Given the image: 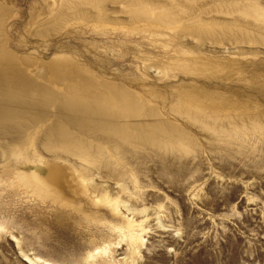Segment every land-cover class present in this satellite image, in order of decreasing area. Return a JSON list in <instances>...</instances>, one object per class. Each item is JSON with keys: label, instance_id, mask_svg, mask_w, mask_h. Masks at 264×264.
I'll return each mask as SVG.
<instances>
[{"label": "bare ground", "instance_id": "bare-ground-1", "mask_svg": "<svg viewBox=\"0 0 264 264\" xmlns=\"http://www.w3.org/2000/svg\"><path fill=\"white\" fill-rule=\"evenodd\" d=\"M62 3L60 28L162 27L185 43L173 50L181 68L166 86L175 98H166L165 86L106 77L66 53L43 64L48 82L40 65L31 68L8 49L9 13L0 0L1 166L26 161L31 150L69 163L112 217L102 226L146 240L147 255L151 249L170 263L194 243L235 261L252 241L264 245V0ZM143 64L148 75L170 79ZM29 177L40 180L36 170ZM55 179L49 173L44 181ZM233 200L252 227H240ZM24 261L56 264L26 255Z\"/></svg>", "mask_w": 264, "mask_h": 264}, {"label": "rangeland", "instance_id": "rangeland-1", "mask_svg": "<svg viewBox=\"0 0 264 264\" xmlns=\"http://www.w3.org/2000/svg\"><path fill=\"white\" fill-rule=\"evenodd\" d=\"M1 1L9 13L3 25L8 49L31 68L40 65L42 76L50 83L51 73L43 64L58 53L82 59L106 77L156 88L175 82L173 74L181 68L173 50L185 43L162 27L135 30L132 25L107 23L97 27L91 22L60 28L57 19L64 9L63 0ZM143 63L163 74L168 72L170 79L161 81L148 75ZM161 89L167 99L175 98L167 87ZM24 157L26 161L15 157L7 166L0 164V264H27L25 255L56 264H146L149 256L155 260L152 264H264V245L254 241L247 253L238 255V261L219 250L197 248L198 243L189 245L177 263L158 258L151 249L147 255L146 240L124 239L121 230L102 226L112 217L104 205H95L72 165L38 157L32 150ZM32 170L37 171L39 181L29 177ZM49 173L58 174L59 179L44 181ZM235 203L233 200L230 208L240 227H252L253 218ZM114 222L118 227L124 225L120 219Z\"/></svg>", "mask_w": 264, "mask_h": 264}]
</instances>
